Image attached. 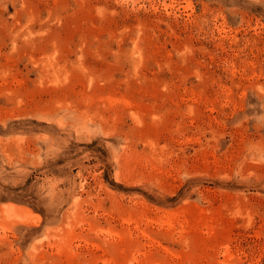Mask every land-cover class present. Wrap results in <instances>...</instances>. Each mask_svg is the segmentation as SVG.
<instances>
[{
  "label": "rangeland",
  "instance_id": "374dc122",
  "mask_svg": "<svg viewBox=\"0 0 264 264\" xmlns=\"http://www.w3.org/2000/svg\"><path fill=\"white\" fill-rule=\"evenodd\" d=\"M0 264H264V0H0Z\"/></svg>",
  "mask_w": 264,
  "mask_h": 264
}]
</instances>
